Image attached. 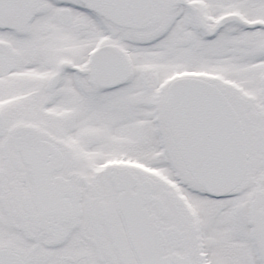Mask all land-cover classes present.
Instances as JSON below:
<instances>
[{
  "label": "snow or ice",
  "instance_id": "obj_1",
  "mask_svg": "<svg viewBox=\"0 0 264 264\" xmlns=\"http://www.w3.org/2000/svg\"><path fill=\"white\" fill-rule=\"evenodd\" d=\"M0 264H264V0H0Z\"/></svg>",
  "mask_w": 264,
  "mask_h": 264
}]
</instances>
